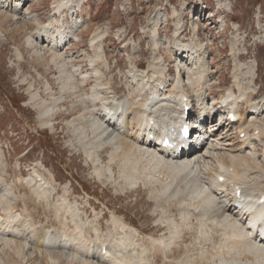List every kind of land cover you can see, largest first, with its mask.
Wrapping results in <instances>:
<instances>
[{
    "label": "rangeland",
    "instance_id": "1",
    "mask_svg": "<svg viewBox=\"0 0 264 264\" xmlns=\"http://www.w3.org/2000/svg\"><path fill=\"white\" fill-rule=\"evenodd\" d=\"M53 2L54 0H36L25 5L26 7L23 6L24 8L21 7L19 14H13L7 9L4 13L0 12V173L12 188L7 194L10 203L7 207L8 214H22L20 218L16 217L12 224L21 220L25 225L34 223L36 229L35 233L30 234L28 228H33V225L29 224L23 228L22 223H16L21 234H7L12 242L5 248L6 251H0L1 258L6 262L4 264H112L110 260L103 263L94 257V252L99 253L103 248L115 255L126 257L131 264H149L150 258L152 264H190L195 262L194 259L200 260L196 262L199 264H217L218 260V264H234L229 261L228 254L225 256L227 249L222 245L223 236L218 232L216 222L207 216H184L181 207L174 202V190L186 191V196L194 195L190 191L196 188L198 183L188 176V172L176 176L169 194H162V188L165 183L171 182L175 175L167 169L157 168L160 170L159 175L156 174L157 170L151 169L156 175L152 179L154 182L149 183L150 187L142 181L133 185L123 177L124 158H115L114 165L110 166L114 167L112 175V171L104 169L107 172L104 171L105 174L100 176L96 168L108 167L114 149L105 150L101 164H94L88 154L96 145L95 142L92 144L93 116L81 119L86 109L84 105L77 107L76 103L73 104L77 94L71 96L69 91L65 95L68 100L66 106L60 104L55 108L65 115L58 119L51 118L50 127L43 126L39 104L43 101L50 103L55 97L64 95V82L60 79L58 67L54 66L52 52L46 51L47 53L37 55L35 50L38 48L29 45L28 37L36 27L29 17H37V22L40 23L55 18ZM74 10L68 9L56 15L57 25H65V32L73 31L77 21L82 23V28L85 29L83 34L72 36L74 43L69 50L66 48V55L71 56L72 61L82 68L80 71H85L88 69L89 49L92 48L89 37L98 28L106 31V35L109 34L105 42L108 55L106 62L110 65V69L106 71V80L113 81L115 91L121 90L130 81V72L136 62H142L143 65L137 64L144 68L152 62L155 35L158 40L162 39V53L167 57L163 68L168 71V67L177 66L175 61L179 53L172 49L177 42L176 32L180 35L183 30L181 38L187 40L193 37V26H196L201 29L199 35L208 51L206 63L210 70L207 93L209 104L214 102L211 96L221 99L236 87L235 69L238 61L235 52L243 54L244 72L249 65L255 64V89H260L256 97H264V0H80L79 6L76 5ZM181 26L184 28L181 29ZM157 29H160V34ZM234 44L235 51L232 49ZM18 49L21 51V57H18ZM181 61L182 58L180 63ZM185 61L189 62L188 59ZM170 73L167 77L172 79L175 72L171 70ZM49 82L52 84L51 88ZM245 82H249L248 78ZM91 90V85L84 86V92ZM51 92L53 94H50ZM188 92L194 99L195 91L189 88ZM217 101L219 103L220 100ZM15 102L21 104V107ZM70 103L74 109L69 106ZM100 108L97 106L96 109L99 111ZM73 120L76 124L72 123ZM226 129L225 127L223 130L224 136ZM47 131L53 140L50 149L45 147L46 141L49 140ZM231 134L232 140L227 143L236 145L238 134L234 128ZM39 135L41 137L38 139ZM263 152L257 151L256 155L263 159ZM210 160L212 159L207 158L206 162ZM215 160L210 162V175L212 168L218 167L217 164L212 165ZM189 177L191 181L188 180ZM83 183L92 191L88 193L83 188ZM155 184H160V188L157 189ZM151 187L156 193L163 195L159 200L153 196ZM94 191H98L100 196L94 195ZM64 203L65 206L62 207ZM189 218L190 221L186 222ZM115 219L122 220L132 232L127 228L122 229ZM75 224L79 227L76 228ZM48 230L52 231L50 236ZM75 233L76 238H80V242L84 244H76L78 250L74 252L70 248L52 249L54 245L49 244L48 239H51L53 244L54 241L64 243L66 240L72 248L73 243L68 239H72ZM124 235L127 239L123 238ZM15 237H19L17 240L21 239L20 242L24 244L21 242L20 245ZM120 239L123 244L125 241L127 246H123ZM150 239L162 241L160 243L164 246L167 244L170 247L168 255L162 249L153 250V247L162 246L154 245ZM171 239L174 243L169 246ZM18 242L19 245L15 246V249L14 245ZM45 242L52 247H47ZM0 243L2 244V241ZM20 246L24 250L27 249L26 252L20 253ZM217 250L224 254L223 261L222 258L215 257L219 252ZM211 253L212 256L215 254L214 257H210ZM241 262H244L243 258Z\"/></svg>",
    "mask_w": 264,
    "mask_h": 264
},
{
    "label": "bare ground",
    "instance_id": "2",
    "mask_svg": "<svg viewBox=\"0 0 264 264\" xmlns=\"http://www.w3.org/2000/svg\"><path fill=\"white\" fill-rule=\"evenodd\" d=\"M30 1L33 2L35 0H16L15 4H13L14 0H0V12L4 13L5 9H7V11L12 12L13 14H19L21 7L27 5V3ZM65 1L66 0H56L55 9L57 11H61L63 7H67L70 4L68 8L74 10V2L77 0H67L69 3L67 6L65 5ZM26 14L28 13H25V15ZM29 19L32 20L36 26L28 37L29 45L34 48H38L35 50L37 55L52 52L53 60L55 62L54 66L58 67L57 69H59V74L61 77L60 79H62L64 82L62 85L63 91L65 92L64 95L62 94V96L55 97L50 103L43 101L39 104V108L41 109L40 117L43 126H50L51 117L58 114V109L55 110V107H58L60 103L68 101L65 100L67 97H65L67 91H69L68 93L71 96L77 94V102L81 101V106L84 105V108L86 109V112L82 114L81 119L83 120L89 115H92L94 119L92 120L94 121L92 123L94 134L92 144L95 142L96 145L88 152L94 164L98 165L100 163V159L102 157L101 155L105 150L108 148L114 149L111 154L112 157L108 167L105 168L104 166H97L98 169L96 168V170H98L97 173L100 176L105 174V170L112 171V175L114 167L110 166L114 165L115 158H124V167L122 166V172L125 173V176H122L124 177L125 181L132 182L133 185L137 184L138 181H142L144 184H148L150 187L149 183H152L154 175L158 174L156 172V174L152 173L151 169L154 168L155 171L157 168L167 169L175 175L174 179L172 178L171 182L165 183L162 188V194H169L171 192L169 190L172 188V184L174 183L176 176L182 172H188V176H191L192 180L198 183L197 187L190 191V193L194 195L186 196V191L184 192L182 190L179 191V189H173L175 191L173 193V197L176 200L174 202H176L177 206L181 207L180 210L183 211L181 213H183V215L190 214L191 216L194 214L198 217L207 216L213 219L216 222L215 226L218 228V232L223 236L222 245L225 249H227L226 252H224L226 253L225 256L229 255V261H232V263L264 264V244L262 241L258 240V236L255 235L256 230L260 228L258 224L263 217L262 211L264 210V204L259 203L260 197L264 195V158L261 159L256 155V147L258 146L257 142H259L258 150L264 151V97H262L263 95L261 96L262 98L256 97L255 85L257 71L255 64L249 65L247 67V71L244 72V64L242 63L243 54L235 52V57L238 61L235 69L236 89H234L232 93L228 95V98L230 100L232 99V102L229 101L226 107L222 106L220 108L221 113L225 114L226 117H228L230 109L235 112L236 116L239 117L238 122H240L241 127L240 134L245 133V137L242 139L237 137L238 142L236 145L233 144L231 146L230 143L228 144L227 142L232 140L230 139L232 136V129L225 133L226 136H224L223 133H220L224 126L227 125V122L225 123L222 121L219 127H214L213 129H210L209 131L207 130L205 132V134L210 135V140L205 143L202 148L190 153V155L188 154L189 157H187V155L185 156V153L188 151L185 150L183 156L181 157L178 149L172 150L169 147L164 148L160 145V139H151V136L155 134L158 136V134L163 132L165 137L168 136L169 138H172L174 136V128L176 127L177 123L182 119L184 120L186 116L185 108L183 107L182 102L183 96H189V88H192L195 91L197 102L202 110L205 113H208L209 111V104L206 97V91L208 90L207 86L210 77V70L206 63L208 51L207 48L204 47L203 40L201 41V37L199 35L200 31H196V26H193V37L187 40L181 38V33L184 32L183 30L181 31L180 35L176 32L177 42L173 45L172 49H176L179 55L177 57V61H175L177 63V66L175 65L176 74L172 77V79H167L166 77L167 73H169L171 69L166 71L163 68L167 57L164 55V53H162V39L160 38L158 40V37L156 38L155 36V52L153 53L152 62L147 68L144 69H141V67H139L137 64L140 63L143 65L142 62H136L130 72L132 75L130 81H128L121 90L115 91L113 87V81L106 80V71L110 69H108L110 65L108 66L106 62L107 60L104 59V56L108 58V55L105 53L106 51L104 46L107 36L106 31L104 32V30L99 28L95 31L92 41L94 55L89 57L91 62V71L80 72V67L72 61L71 56L66 55L67 45L64 43L67 40H70V43L72 42L70 36L72 32H62L64 25H57V19L55 18H51L45 23L37 22V17L35 18L34 16L29 17ZM77 25H79V23H77ZM183 28L184 27L181 26V29ZM158 31L160 34V29H158ZM235 47L236 44H234V48H232L234 51ZM45 48H47V50ZM64 49L66 51H63ZM19 51L20 49L17 50L18 57H21V51ZM180 58H182V63H180ZM185 59H188L189 62L185 61ZM245 78H248L249 82H245ZM88 79H91L93 82H95V84L92 85L93 88L91 93H83V85L87 83L86 81H88ZM155 82L157 83L154 84ZM49 85L51 86V83H49ZM50 94H53V92ZM99 104H101L102 108H100L98 111L96 108L99 106ZM187 105H192L194 107L193 103L190 101L187 102ZM189 115L194 117L195 110L192 109L191 112H189ZM250 116L251 119L248 120ZM123 119H126L125 125L120 124ZM129 119L132 120L130 121ZM75 120H73L72 123H75ZM127 121H130V124H127ZM82 127L84 128V126ZM255 131H259L257 136L255 135ZM218 133L220 134L218 135ZM226 146L231 148L228 147L229 149H227L225 148ZM207 158L212 160H215L216 158L218 159L215 160L218 167L212 168V175H210L211 167L209 169L211 160L206 162ZM214 173L215 175L213 176ZM191 177H189V181H191ZM220 177H224L225 180L220 181ZM176 188H178V186ZM150 189L153 196H155V199L163 196L159 195V193H156L153 187ZM11 190L12 188L6 182L5 176L0 173V242L2 241V244L0 243V251H6L5 248L10 244V242H12L7 236L8 233H12L15 236L21 234V230H19L20 227L16 226V223H19L20 225L22 223L23 228L29 225H25V223L21 220H17L15 224H12L14 219L19 217V215L8 214L7 209L9 208L7 207L10 206V203L9 198H7V194L11 192ZM173 197L171 198L172 200ZM63 206H65V203L62 205V207ZM236 211L240 214L235 213ZM74 215L76 216L75 213ZM191 218H189V220L186 219V222L190 221ZM75 220L76 219L74 218L73 223H75ZM115 221L120 223L122 229L127 228L126 224L122 220L115 219ZM78 223H80V221ZM118 223L117 225H119ZM31 229L32 227L28 228V230ZM129 230L132 232V229ZM189 230L191 232V229ZM32 231L33 230L29 232L31 233ZM51 233V231H48L49 236ZM65 234L64 238L66 236ZM126 235H124L125 237L123 236V238H126ZM129 237L132 240V237ZM17 238L19 239V237ZM121 239V244H123ZM157 239L150 240L154 245L157 244L158 246L162 247H153V250L157 249L160 251L162 249L168 255L170 252V247H168L166 243L165 246L161 244L162 241H160L161 243L158 242V240H161V238L158 240ZM172 239L174 240L175 238ZM172 239L171 242H168L169 246H171L170 243H174L176 240L175 239L173 242ZM20 240L17 241L20 242ZM165 240L168 241L167 239ZM48 241L49 244L54 245L53 247L64 246V248L68 250L73 249L72 252H74L75 250H78L76 249L78 247H76V244H80V241L82 240L80 238H76L75 233L72 239H68V241H71V244L73 243L74 247L72 248L70 245H68V243H66V240H64V243H61V241L56 243V241H54V244L51 239H48ZM19 242L17 245L15 244L14 247H18ZM22 243L24 244V242ZM125 243L126 242L124 241V244ZM114 245L116 244L114 243ZM125 246H127V244H125ZM51 247L52 246H49V248ZM225 249L223 250L225 251ZM25 250L22 246L19 247L20 253L24 252ZM17 251L18 250H16V252ZM220 251L217 252L218 254H216L215 257H220L223 261L224 254L222 253L223 251ZM102 252L103 249L101 253ZM153 252L155 254V251ZM212 254L213 253H211V256H208L214 257L215 254L213 256ZM106 255H108L112 264H131L129 259H127L129 261L125 259L126 257L115 255L110 251H106L105 254L99 255L98 258L102 260L103 263H107L105 261ZM171 255L170 257H172ZM241 258H243L244 262H241ZM194 260L195 262L192 260L193 263L190 264L200 261L198 259ZM168 262L172 263V261ZM4 263L6 262L0 256V264ZM218 263H220L219 260ZM132 264H134V262ZM149 264H152L151 258L149 259Z\"/></svg>",
    "mask_w": 264,
    "mask_h": 264
}]
</instances>
